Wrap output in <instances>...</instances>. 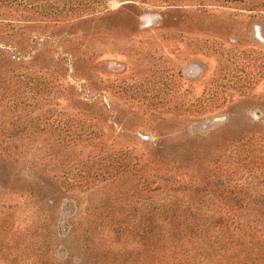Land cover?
I'll use <instances>...</instances> for the list:
<instances>
[{
  "label": "rangeland",
  "instance_id": "374dc122",
  "mask_svg": "<svg viewBox=\"0 0 264 264\" xmlns=\"http://www.w3.org/2000/svg\"><path fill=\"white\" fill-rule=\"evenodd\" d=\"M0 264H264V0H0Z\"/></svg>",
  "mask_w": 264,
  "mask_h": 264
}]
</instances>
